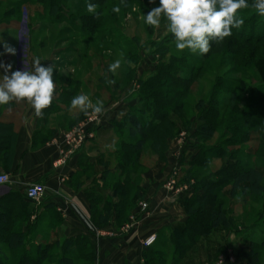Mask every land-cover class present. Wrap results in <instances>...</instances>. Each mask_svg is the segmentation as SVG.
<instances>
[{
  "label": "rangeland",
  "instance_id": "374dc122",
  "mask_svg": "<svg viewBox=\"0 0 264 264\" xmlns=\"http://www.w3.org/2000/svg\"><path fill=\"white\" fill-rule=\"evenodd\" d=\"M5 2L7 6L0 11V40L15 34L27 36L32 42V46L29 45L32 53L45 62V66L53 64L56 67L53 75L58 85L75 89L77 94L82 85L83 89L79 94L88 95L93 103L102 101L104 110L125 99L135 98L139 101L142 91L150 90L145 87L146 83L157 75L159 67L170 64L172 58L183 55L185 62L180 66L190 71L189 67L198 64L196 59L208 57L204 72L191 82V90L181 100L179 111L184 115L183 119L175 114L170 115L171 121L178 128L175 138L170 140L183 139L182 149L190 161L180 164L182 168L171 174L165 186L175 181V189L171 192L183 194V201H186L197 194L202 195V186L205 184L217 183L221 177L216 175L218 171L237 165L240 171L257 173L250 174V177L258 175L257 178L261 181L258 187L247 182L239 184L233 181L222 187L212 199L214 207L205 209L208 212L201 217L202 224L210 225L212 216L216 214L222 223L219 228L203 236L202 240L199 239L198 246L196 244L186 254L182 263L250 264V259L258 258L259 264H264V111L257 112L264 109V17L251 7L254 0H248L250 7L238 13L244 19V24L233 28L232 35L223 41H211L210 51L204 55L193 54L188 49L183 52L177 50L165 17H161L159 28L145 23L144 15L158 7L159 0H106L103 5L96 4L98 1L94 0H58L55 13L49 7L50 0ZM88 3L96 4L97 12L101 13L96 20L98 28L92 32L87 22L90 19L95 21V16L87 12ZM10 4H14L13 7ZM113 6H120L119 14L112 11ZM86 18L89 19L85 23ZM24 21L26 25L20 26ZM35 28L39 29L36 33L33 31ZM1 49L4 51V47ZM117 59L122 61L121 67L112 74L108 71V66ZM106 77L109 80L114 79L116 83H106ZM218 85L225 88L216 94L218 102L234 99L239 109L261 124L240 127L248 130L243 138L247 139L245 142L232 134V123L222 125L210 139L196 134L197 130H202L206 125L200 118L201 110L210 109L208 104L215 92L214 88ZM86 117L81 114L79 121L65 134ZM186 137L188 140L184 141ZM153 141L150 140L137 155L139 166L134 169L138 174H125L122 181L140 185L145 174L159 162L167 161L169 147L165 158L160 159ZM117 142L118 138L115 136L114 140L105 144L104 153L98 154L103 162L85 166L91 172L87 182L90 197L100 202L104 211L109 212L115 210V203L120 200L115 198L105 184L102 189L98 188L95 174L101 176L105 171L116 168L119 160L111 154L115 151ZM212 148L226 155L222 158L210 156L206 164L200 161L199 164L191 165L198 153ZM101 191L112 194L103 196ZM142 194L141 190L136 208L146 212L149 205ZM144 205L147 207L143 208ZM196 205L202 207L204 204ZM124 226L132 228L131 224L126 223ZM130 229L124 231L129 232ZM60 252L58 247L55 253ZM180 260L172 251L167 252V264H180ZM58 263L55 260V264ZM92 263L93 259H82L78 262Z\"/></svg>",
  "mask_w": 264,
  "mask_h": 264
},
{
  "label": "crops",
  "instance_id": "0c3cea01",
  "mask_svg": "<svg viewBox=\"0 0 264 264\" xmlns=\"http://www.w3.org/2000/svg\"><path fill=\"white\" fill-rule=\"evenodd\" d=\"M10 5L13 7L14 4ZM4 6L7 3L0 0V11ZM24 23L20 26L24 27ZM38 30L33 29L35 33ZM3 42L13 46L16 55L1 51ZM29 45L32 46L31 40L23 34L0 40V64H11V71H32L37 56ZM41 63L45 65V62ZM6 74L10 76L11 72L6 73L0 67V83ZM53 80L55 95L51 106L43 110L42 118L34 115V109L26 101H13L14 107L10 109L0 105V139L7 135L6 126L15 134L10 164L5 167L0 157V173H7L11 177L10 184L0 187L1 256L6 257L11 264L19 254L32 251L39 245L49 246L69 239L84 238L93 248L92 264H146L147 249L143 242L151 235H156L158 243L167 245L173 227L185 224L188 219L183 194L171 192L165 186L171 174L182 168L179 165L190 161L182 149L183 139L168 142L167 161L159 162L145 174L139 185L143 199L149 205L148 211L141 212L139 207L135 208L127 221L120 224L116 210L104 213L99 204L98 210L107 217V223L97 226L87 188L91 172L85 166L102 162L98 154H103L105 144L114 140V123L124 119L138 100L125 99L105 109L101 123L95 130V138L69 154L64 134L79 121L82 114L77 109H71L70 102L83 86H80L77 94L75 89L58 85L54 75ZM184 144L187 145V142ZM95 176L98 188L102 189L103 173ZM34 183L46 187V196L38 204L25 199L26 188ZM111 192L101 191V194L111 196ZM126 223L132 225L129 232L124 231ZM183 258L180 264H183Z\"/></svg>",
  "mask_w": 264,
  "mask_h": 264
},
{
  "label": "trees",
  "instance_id": "16d2710c",
  "mask_svg": "<svg viewBox=\"0 0 264 264\" xmlns=\"http://www.w3.org/2000/svg\"><path fill=\"white\" fill-rule=\"evenodd\" d=\"M57 1L50 0L49 2L51 3L49 7L53 13L56 12L54 9H56ZM94 1H98L96 4L103 5L106 0ZM88 19H84L85 23ZM94 19L95 21L90 19L87 22L91 26V32L98 28L97 17H94ZM196 61H198V64L195 67H189L190 71L181 67L185 62L183 55L172 58L169 62L170 64L165 67H159L157 75L145 85L150 90L142 91V97L129 110L125 118L114 123V134L118 138V142L115 146V151L111 155L119 162L112 171H105L103 181L105 187L111 189L115 198L120 200L115 203V210L117 211L120 224L125 223L132 210L136 208L139 193L141 192L136 182L122 181L121 179L125 174L133 176L138 174L134 169L135 166H139L137 155L144 150L150 140H154L153 142L156 144L155 150L160 159L165 158V153L168 149L167 142L175 138L178 131L175 123L171 121L170 115L175 114L181 120L183 119L184 115L179 111L181 100L191 90V82L198 79L204 72L208 57L196 59ZM174 63L177 65H174ZM168 68L172 71H169ZM214 90L213 97L208 104L210 109L201 110L202 115L200 118L206 122V125L201 128L202 130L196 131L197 135L210 139L222 125L226 126L228 123H232L233 126L230 127L232 134L239 136L238 138L243 140L248 134V130H242L241 126L261 125L258 120L250 118L245 114L244 110L239 109V105L234 99L231 98L228 102H225V100L218 102L216 94H219L222 90L224 91V87L218 85ZM5 107L10 109L14 107V104L10 103L5 105ZM263 111L264 109L257 112L262 113ZM6 128V137L0 139V157L2 156L5 167L12 160L15 143V134L9 126H6ZM246 140L243 141L245 142ZM214 155L222 158L226 154H221L216 148L204 149L202 153L200 152L196 155L191 165L199 164L200 161L206 164L207 158ZM101 161L103 162V159ZM250 174L255 175L257 173L240 171L238 165L218 171L216 175L221 177L217 183L205 184L202 186L204 191L202 195L197 194L194 198L184 201V207L188 215L187 221L185 224L173 227L168 237L167 245L158 243V239L156 240L145 254L146 264H167L168 251H172L175 257L177 255L181 259L193 249L201 237L219 228L222 222L218 220V215L216 214L212 216V220L210 219V225L201 223V217L205 212H208L205 209L210 210L214 207L213 197H216L222 187L231 181L239 184L247 182L252 186L258 187L261 181L260 178H257L258 175L254 176V178L250 177ZM90 196L91 194H89ZM90 200L95 224L99 226L107 223V217L98 210L100 202L91 197ZM206 202L207 205H205ZM198 203H203L204 205L202 207L197 206L196 204ZM104 213L110 212L104 211ZM58 247H60L61 252L55 253ZM84 256L88 260L93 259V248L87 239L78 238L57 242L49 246L39 245L32 251L29 250L19 254L14 263L11 264H55V260H58V264H78ZM7 261L6 257L0 254V264H9ZM250 264H259L258 258L250 259Z\"/></svg>",
  "mask_w": 264,
  "mask_h": 264
},
{
  "label": "clouds",
  "instance_id": "9594fccd",
  "mask_svg": "<svg viewBox=\"0 0 264 264\" xmlns=\"http://www.w3.org/2000/svg\"><path fill=\"white\" fill-rule=\"evenodd\" d=\"M97 5L88 3L87 12L99 17ZM250 7L248 0H159V6L148 12L145 23L159 28L161 17L168 21V31L175 39V47L183 52L190 50L193 54H207L211 41L220 42L232 35L233 28L244 24V19L238 15L240 10ZM256 12L264 17V0H254L251 5ZM112 11L119 14L120 6H113ZM6 53L16 55V49L3 42ZM121 60L117 59L108 66V71L115 74L121 67ZM5 72L0 83V105H9L26 101L34 109V115L42 118L44 109L51 106L55 95L56 85L53 80V64L45 66L39 57L33 61V70L11 71V64H0ZM108 84H115L114 79H105ZM71 109H77L85 116L99 118L104 113L103 102L95 103L86 94H79L72 98Z\"/></svg>",
  "mask_w": 264,
  "mask_h": 264
},
{
  "label": "built area",
  "instance_id": "2783aa9c",
  "mask_svg": "<svg viewBox=\"0 0 264 264\" xmlns=\"http://www.w3.org/2000/svg\"><path fill=\"white\" fill-rule=\"evenodd\" d=\"M102 117L96 118L94 116H87L84 120H82L75 128L71 131L67 132L64 135L65 143L69 148V154H73L78 151L81 147H83L88 141L95 138V130L97 126L100 125ZM11 183V177L7 173H0V187L5 186ZM176 183L175 181H171L167 188L170 191L175 189ZM46 196V187L40 183H34L29 185L25 190V199L34 204H38ZM147 206L144 205L143 208ZM126 230L130 229V227H126ZM157 240L156 235H151L144 241L145 248H150Z\"/></svg>",
  "mask_w": 264,
  "mask_h": 264
}]
</instances>
